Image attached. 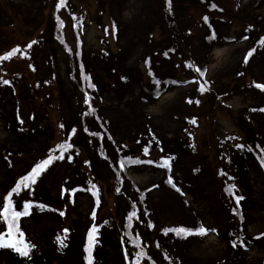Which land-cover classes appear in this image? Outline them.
<instances>
[{"label": "rangeland", "instance_id": "obj_1", "mask_svg": "<svg viewBox=\"0 0 264 264\" xmlns=\"http://www.w3.org/2000/svg\"><path fill=\"white\" fill-rule=\"evenodd\" d=\"M51 1L0 0V51L45 27ZM212 1L227 10L229 22L203 24L197 0H171L170 10L164 0L70 3L86 34L84 85L96 111L88 118L90 133L102 134L95 144L108 145L116 154L114 166L127 172L123 194L114 202L94 193L93 178L113 190L114 178L102 160L70 163L51 152L59 134L46 107L54 104L61 112L63 98L70 100L73 91L67 66L51 51L53 31L30 51L28 62L15 61L10 76L0 78V204L11 199L10 207L20 212L28 205L17 226L31 246L29 258L1 248L0 264H87L93 229V264H134L124 238L128 221L150 230L144 237L153 244L150 258L156 264H264V168L249 147H264V93L242 84L264 85V43L251 51L264 36V0ZM184 52L224 96L214 115L213 99ZM171 70L191 81L167 83L163 78ZM151 73L164 83L160 92L151 86ZM81 106L75 98L71 109ZM232 111L240 112L234 118ZM65 126L67 133L79 126L77 116ZM75 143L85 149L80 136ZM94 150L92 142L88 153ZM36 158L38 164L51 159L35 183L17 188ZM217 162L225 167L233 207L225 201L219 206L214 196L220 180L211 165ZM237 197H243L239 204ZM181 224L208 232L187 238L164 233Z\"/></svg>", "mask_w": 264, "mask_h": 264}, {"label": "snow or ice", "instance_id": "obj_2", "mask_svg": "<svg viewBox=\"0 0 264 264\" xmlns=\"http://www.w3.org/2000/svg\"><path fill=\"white\" fill-rule=\"evenodd\" d=\"M170 4H171V0H169V6ZM262 43H264V41H262ZM15 51H18V49L13 50V53H9V55L10 56L13 55ZM249 55H251V53H249ZM5 83H7V81H5ZM256 87L264 91V85L257 84ZM262 111H264V109H262ZM50 159L51 158H49V160L43 161L42 164H38L35 168H33L32 171L29 173V175L23 177L20 183H18L16 187L19 188L21 185L28 187L30 183H35V178L40 174L41 170L45 167V165H47L50 162ZM242 199L243 197H237V204H239V201ZM27 214H28V205H25V209L23 212L14 211L7 202L2 206V208H0V218L3 219L8 229L5 235H0V248H5V247L11 248L14 252H16L18 255H20L23 258L30 257L31 246L27 244L26 240L23 238V233L20 232L18 228L17 218ZM95 231L96 230L93 229L91 232H89L90 245L91 242L94 240ZM170 231H174L178 236H181V234L204 235L207 234L208 229L204 227H200L197 230L180 228V229H172ZM182 238H187V237L183 236ZM233 246L235 247V245ZM85 252L88 253L87 264H93L90 249L86 248ZM137 264H139V261H137Z\"/></svg>", "mask_w": 264, "mask_h": 264}, {"label": "trees", "instance_id": "obj_3", "mask_svg": "<svg viewBox=\"0 0 264 264\" xmlns=\"http://www.w3.org/2000/svg\"><path fill=\"white\" fill-rule=\"evenodd\" d=\"M65 43L68 45V46H72L75 42H76V36L73 34V33H69L68 35H65V39H64ZM73 49H68L67 51L69 52L67 55H65V57H63L64 59H69L71 60V56H75V54H73L72 52ZM74 58V57H73ZM66 113H67V110H63V114L66 116ZM256 150H259L256 149ZM258 154H261L260 151H257Z\"/></svg>", "mask_w": 264, "mask_h": 264}]
</instances>
